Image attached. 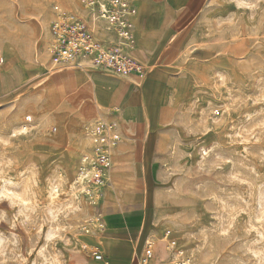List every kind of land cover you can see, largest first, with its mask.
Returning a JSON list of instances; mask_svg holds the SVG:
<instances>
[{
	"label": "rangeland",
	"instance_id": "rangeland-1",
	"mask_svg": "<svg viewBox=\"0 0 264 264\" xmlns=\"http://www.w3.org/2000/svg\"><path fill=\"white\" fill-rule=\"evenodd\" d=\"M57 7L105 36L83 0H0L2 65L15 63L25 77L0 103V264H67L101 206L75 186L84 126L98 108L59 75L114 73L53 66ZM171 81L168 114L189 128L162 163L170 179L161 184L180 203L168 234L192 264H264V0H209Z\"/></svg>",
	"mask_w": 264,
	"mask_h": 264
},
{
	"label": "crops",
	"instance_id": "crops-1",
	"mask_svg": "<svg viewBox=\"0 0 264 264\" xmlns=\"http://www.w3.org/2000/svg\"><path fill=\"white\" fill-rule=\"evenodd\" d=\"M208 3L137 1L131 54L144 65L141 74L125 76L92 70L59 75L71 90L83 88L93 94L98 109L91 119L116 121L122 133L113 155L116 167L112 168L99 208L101 226L83 237L81 245L70 249L67 264H141L148 241L154 242L151 264H177L165 247L164 235L170 230L168 215L180 203L173 200L174 189L161 184L170 179V171L162 163L174 158V146L183 141L180 130L187 135L189 127L168 114L171 76L183 48L195 36ZM72 79L79 82L76 89L69 86ZM24 83L19 66L1 65L0 103ZM114 106L120 108L118 113L110 112Z\"/></svg>",
	"mask_w": 264,
	"mask_h": 264
},
{
	"label": "built area",
	"instance_id": "built-area-1",
	"mask_svg": "<svg viewBox=\"0 0 264 264\" xmlns=\"http://www.w3.org/2000/svg\"><path fill=\"white\" fill-rule=\"evenodd\" d=\"M138 0H83L91 11L94 22L102 23L105 36H100L95 26L79 13L57 7L55 17L49 24V42L47 52L55 67L91 66L120 75L141 74L145 67L131 54L135 44L133 41L134 19L137 16ZM4 63V55L0 53V66ZM118 106L112 107L111 113H118ZM213 116L220 113L219 109L210 110ZM52 131L57 132L56 126ZM84 134L88 146L81 154L75 186L82 195L87 197L94 207H99L105 189L110 184L113 168V155L118 148L122 133L118 123L105 117H96L84 126ZM90 227L85 228L91 233L93 226H101V213L90 219ZM167 251L178 258L179 264H192L191 258L177 244L175 237L164 235ZM154 257V242L148 241L141 264H151Z\"/></svg>",
	"mask_w": 264,
	"mask_h": 264
}]
</instances>
